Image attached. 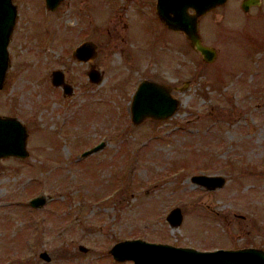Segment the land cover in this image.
Instances as JSON below:
<instances>
[{
  "label": "rangeland",
  "instance_id": "rangeland-1",
  "mask_svg": "<svg viewBox=\"0 0 264 264\" xmlns=\"http://www.w3.org/2000/svg\"><path fill=\"white\" fill-rule=\"evenodd\" d=\"M22 2L32 37L19 38L20 26L12 34L0 114L24 124L26 154L0 156V263L129 264L108 248L136 236L264 248V0L247 9L224 0L198 15L210 62L158 18L155 0H60L45 11ZM84 34L95 44L88 61L68 52ZM89 62L100 80L86 77ZM55 67L68 92L50 81ZM140 79L168 87L169 115L131 121ZM195 173L224 181L209 188ZM35 194L42 204L28 203Z\"/></svg>",
  "mask_w": 264,
  "mask_h": 264
},
{
  "label": "water",
  "instance_id": "water-1",
  "mask_svg": "<svg viewBox=\"0 0 264 264\" xmlns=\"http://www.w3.org/2000/svg\"><path fill=\"white\" fill-rule=\"evenodd\" d=\"M59 0H45V5L52 8ZM224 0H155L154 8L158 18L167 27L180 30L188 38L190 45L201 55L202 59L210 62L216 55L214 46L203 43L197 30V17L215 4ZM259 0H240L242 9L250 4H257ZM190 8L191 10H189ZM16 7L11 0H0V86L3 82L5 69L8 64L7 41L15 19ZM94 43L86 40L75 48L78 58H85L93 54ZM86 47L87 53L80 55V49ZM51 80L61 83L66 90V84L61 79L59 69L51 71ZM89 76L93 81L99 80L96 70L90 69ZM177 100L162 86L151 79H141L130 99V118L133 123L145 116L163 118L169 115ZM26 128L13 115L0 114V156L9 154L24 156ZM102 141L81 151V155L99 148ZM193 181L209 188L220 186L224 178L221 175L195 173L190 177ZM44 202L42 194H35L28 198L33 206ZM181 213L177 205L169 208L165 218L169 225H177ZM84 249L83 245H79ZM109 253L114 259H130L132 264H243L240 257H264V248L255 245L238 247L197 248L192 245L174 244L166 241H153L141 237H125L110 244ZM44 259L49 255L39 251ZM0 264H7L6 262Z\"/></svg>",
  "mask_w": 264,
  "mask_h": 264
},
{
  "label": "flooded vegetation",
  "instance_id": "flooded-vegetation-1",
  "mask_svg": "<svg viewBox=\"0 0 264 264\" xmlns=\"http://www.w3.org/2000/svg\"><path fill=\"white\" fill-rule=\"evenodd\" d=\"M41 2H42V4H43V9H44V11L45 10H47L49 7H47L46 5H45V0H40ZM13 2L15 3V7H16V15H15V21H14V24L12 25V28H11V32H10V35H9V38H8V41H7V51H8V53H9V51H10V48H11V46H12V34H13V32H15L16 31V27L18 26H20L21 28H20V30H19V36H18V34H17V36L20 38V37H22V38H24V39H29L30 40V38L32 37L30 34L32 33V29H31V31H30V34L26 31V28H27V26L28 25H30L31 24V22H32V20H31V13L30 12H28V11H23V8H22V6H23V2H22V0L21 1H19V2H16V0H13ZM59 2H60V0H59ZM59 2H57L53 7H52V9H54L56 6H57V4L59 3ZM155 4V3H154ZM46 13V12H45ZM24 18V19H23ZM19 20H22V22L24 23V26L23 25H17L18 24V21ZM166 25V24H165ZM167 26V25H166ZM172 29V28H171ZM87 33V30L85 31V34ZM85 34H84V37L82 38V39H80V40H78L75 44H74V46H72V47H70V49L68 50V52H69V54L70 55H72V56H75L76 57V59H78V60H80V61H84V60H86V61H88L87 59H89L91 56H93V54L95 53V49H94V47H93V50H94V52H93V54L92 55H90V56H87V57H83V58H78L77 57V55L78 54H76L75 53V48H76V46L77 45H79L80 43H82L85 39L86 40H90L89 38H87V37H85ZM185 36V35H184ZM30 37V38H29ZM42 41H43V39L41 40V44H40V47L42 46ZM201 41H202V39H201ZM204 43V42H203ZM86 54L87 53V49H86V47H82L81 49H80V55L81 54ZM82 54V55H83ZM53 69H59L60 70V72H61V79L63 80V82H65V84H66V90L64 89V87L62 86V84L61 83H55V82H53L52 80H51V75H52V73H51V71L53 70ZM90 69H94V70H96L97 71V73H98V75H99V80L101 79V76H100V73H99V70L97 69V67L95 66V64L93 63V62H89L88 63V68L86 69V71H85V73H86V77L89 79V80H92L93 81V79H91L90 78V76H89V70ZM49 79H50V81L52 82V83H54V84H59L60 86H61V90L63 91V92H68L69 90H70V88H71V84L69 83H66V80H65V78H64V73H63V70H61L60 68H58V67H55V68H52L51 70H50V75H49ZM141 80V79H140ZM140 80H138L136 83H135V85H134V89H133V91H132V95H133V93H134V91L136 90V88H137V85H138V83H139V81ZM68 82V81H67ZM161 86H162V88L164 89V90H166L169 94H170V91L168 90V87L165 85V84H161V83H159ZM131 95V96H132ZM130 112V111H129ZM2 114V113H1ZM241 259H242V261H243V264H264V257H240ZM112 259H114L113 257H112ZM114 260H116V259H114ZM125 260H127V262L128 261H130V262H128L129 264H132V262H131V260L130 259H125ZM240 264H242V263H240Z\"/></svg>",
  "mask_w": 264,
  "mask_h": 264
},
{
  "label": "bare ground",
  "instance_id": "bare-ground-1",
  "mask_svg": "<svg viewBox=\"0 0 264 264\" xmlns=\"http://www.w3.org/2000/svg\"><path fill=\"white\" fill-rule=\"evenodd\" d=\"M84 41H86V40H84ZM84 41H83V42H84Z\"/></svg>",
  "mask_w": 264,
  "mask_h": 264
}]
</instances>
